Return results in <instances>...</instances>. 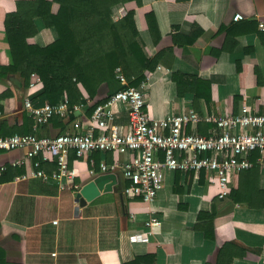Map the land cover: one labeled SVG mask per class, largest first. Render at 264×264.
Wrapping results in <instances>:
<instances>
[{"label":"crops","instance_id":"obj_1","mask_svg":"<svg viewBox=\"0 0 264 264\" xmlns=\"http://www.w3.org/2000/svg\"><path fill=\"white\" fill-rule=\"evenodd\" d=\"M58 7L53 4L54 11ZM15 8L16 0H0V50H8L3 22ZM134 9L139 42L148 57L159 59L154 69L144 71L151 117L179 111L237 113L244 103L256 113L264 111V0H142ZM150 10L157 18L154 36L145 17ZM237 13L244 18L234 20ZM194 31L197 36L190 41ZM54 40L47 27L33 37L42 45ZM177 72L187 76L181 95L173 78ZM32 80L31 75L26 84L19 74L0 80V95L9 93L0 97L1 135L54 137L78 131L96 104L122 88L114 76L90 98L80 83L81 95L73 93L77 99L71 104L79 109L65 118L52 115L35 128L25 107L27 96L32 95L35 107L50 102L42 94V81L30 87ZM112 109L114 122L126 131L127 109L119 103ZM212 129L213 124L201 122L187 131L209 135ZM133 155L95 151L80 158L71 152L68 162L79 188H64L52 176L55 162L45 154L36 159L48 179L32 175L34 159L12 165L24 150L0 151V166L7 167L0 173V264H264V168L257 153L251 155L253 166L234 176L226 198H219V185L205 171L195 175L165 169L163 187L149 205L125 194L127 181L119 170L113 172L117 183L111 191L81 206L77 192L105 173L102 163H123ZM151 206L160 224L148 229Z\"/></svg>","mask_w":264,"mask_h":264},{"label":"built area","instance_id":"obj_2","mask_svg":"<svg viewBox=\"0 0 264 264\" xmlns=\"http://www.w3.org/2000/svg\"><path fill=\"white\" fill-rule=\"evenodd\" d=\"M127 13L126 6L120 5L115 9L113 18L119 20ZM243 18L241 13L234 16V20ZM260 25L264 27L263 22ZM32 76L30 87L41 82L36 73H32ZM116 76L123 87L106 102L97 105L91 116L82 121L80 130L66 131L54 137H41L35 133L0 134V151L24 150V156L12 161V165L19 166L27 159H34L32 175L48 179L49 175L41 167V160L36 159L45 154L55 162L56 170L52 176L64 188H79L75 183L77 172L70 168L68 162L71 152L80 158H87L95 151L133 152V157L123 163H102L101 170H121L127 181L125 194L130 198L140 197L149 205L163 187L165 169L195 175L205 171L208 180L219 185V198H226L231 193L234 176L253 166V153H258L257 162L264 168V111L256 113L244 103L237 113L201 115L179 111L154 118L146 110V82L142 81L139 86L129 85L120 67L116 69ZM31 97L27 96L25 107L34 119L35 128L46 123L52 115L65 118L79 109V105L70 104L66 93L58 104L47 103L41 107L33 106ZM116 103L122 104L128 111L126 131L123 125L114 122L116 113L112 105ZM201 122L213 124L209 135L187 131L190 124L197 126ZM96 128H99V133H96ZM159 153H163V158L159 157ZM6 169V165H1L0 173ZM149 213L146 221L148 229L160 224L152 206Z\"/></svg>","mask_w":264,"mask_h":264},{"label":"trees","instance_id":"obj_3","mask_svg":"<svg viewBox=\"0 0 264 264\" xmlns=\"http://www.w3.org/2000/svg\"><path fill=\"white\" fill-rule=\"evenodd\" d=\"M54 3L59 5L56 11ZM120 5L128 13L115 20L114 8ZM141 5L142 0H16V8L3 22L8 50H0V80L19 74L28 84L36 73L44 85L42 94L51 104H58L65 93L70 104L74 103L73 93L81 95L80 83L93 98L97 86L116 76L118 67L129 85L139 86L144 71L154 69L159 60L148 57L138 40L134 8ZM145 17L154 36L158 29L154 11ZM42 26L55 33L53 42L42 45L33 41ZM196 36L194 31L190 41ZM241 69L239 63L238 71ZM173 78L183 94L187 76L177 72Z\"/></svg>","mask_w":264,"mask_h":264},{"label":"water","instance_id":"obj_4","mask_svg":"<svg viewBox=\"0 0 264 264\" xmlns=\"http://www.w3.org/2000/svg\"><path fill=\"white\" fill-rule=\"evenodd\" d=\"M116 183L117 176L113 172H105L97 175L77 192V198L81 206H84L87 202L99 196L102 191H111Z\"/></svg>","mask_w":264,"mask_h":264},{"label":"rangeland","instance_id":"obj_5","mask_svg":"<svg viewBox=\"0 0 264 264\" xmlns=\"http://www.w3.org/2000/svg\"><path fill=\"white\" fill-rule=\"evenodd\" d=\"M43 27V26H42Z\"/></svg>","mask_w":264,"mask_h":264}]
</instances>
